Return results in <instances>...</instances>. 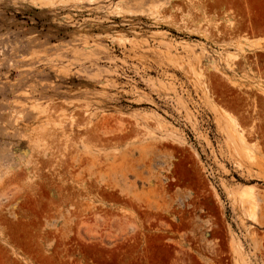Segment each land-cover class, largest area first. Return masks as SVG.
<instances>
[{"label": "rangeland", "instance_id": "obj_1", "mask_svg": "<svg viewBox=\"0 0 264 264\" xmlns=\"http://www.w3.org/2000/svg\"><path fill=\"white\" fill-rule=\"evenodd\" d=\"M0 264H264V0H0Z\"/></svg>", "mask_w": 264, "mask_h": 264}]
</instances>
